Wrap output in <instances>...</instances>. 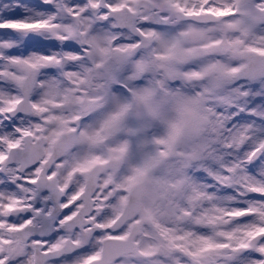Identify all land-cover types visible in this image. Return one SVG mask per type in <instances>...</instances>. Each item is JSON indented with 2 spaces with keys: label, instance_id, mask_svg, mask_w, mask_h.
I'll return each mask as SVG.
<instances>
[{
  "label": "snow or ice",
  "instance_id": "snow-or-ice-1",
  "mask_svg": "<svg viewBox=\"0 0 264 264\" xmlns=\"http://www.w3.org/2000/svg\"><path fill=\"white\" fill-rule=\"evenodd\" d=\"M9 2L14 10L0 12V175L7 176V182L0 179V264H7L4 246L7 255L21 252L32 235L29 229L44 230L55 223L54 207L33 206L40 188H55L49 183L55 173L41 178L39 169L31 176H22V170L42 153L59 155L67 152L74 142L95 144L101 139L99 130L81 129L74 121H79L80 112L91 111L107 92L115 79L112 61L123 63L132 53L123 48L113 49L112 31L95 32L94 26L107 25L111 13L116 26L135 31L138 15L127 0H103L106 7L101 0H66L73 22L56 25L45 18L52 11L47 0ZM7 6L0 2V8ZM154 8L158 19L165 21L182 16L239 17L230 27L242 31L264 23V0H226L223 7L199 10L185 9L174 0H156ZM162 10L168 15L163 16ZM53 27L62 29L54 40L38 34ZM198 33L190 30L171 35L141 29L144 46L155 47L148 58L137 62L136 74L153 69L163 71L165 78L159 81L162 91L168 90L169 79H200L203 75L200 72L189 75L175 70L176 64L190 60L197 51L185 47V41L191 40L207 49V42L214 39ZM67 37L78 40L80 46ZM235 49L237 63L214 69L217 75L208 86V93L237 79L264 80V47L235 44ZM86 59L91 60V65L85 63ZM97 61L103 65L102 70H98ZM121 86L130 99L112 98V111L104 121V129L119 130L128 119L134 118L139 126L129 127L128 134L139 137L145 125L163 118L153 102L155 89H135L127 83ZM171 102L180 115L168 123L165 137L147 139L146 143L154 149L153 156H165L169 147L181 141L185 118L194 113L198 101L196 97L181 96L176 89ZM221 107L223 111H217ZM207 111L210 114L205 121L207 137L192 148L196 175L178 178L179 191L169 196L164 211L171 224L156 237L159 254L172 264H264V90L242 85L217 96L214 106ZM129 149L128 142L114 149L112 164L121 163ZM106 163L86 159L77 170L89 173ZM192 163L189 161L190 166ZM143 174L137 167L123 185L126 193L123 207L131 215L139 213L154 219L160 210L151 203V194L139 187ZM172 184L175 186L177 181ZM78 199L77 195L72 196L73 201ZM61 207L67 209L69 205L62 203ZM20 210L30 212L31 218L26 217L24 223L5 222V217ZM90 215L85 212L83 219H89ZM72 220L73 215L65 212L59 223L65 225ZM16 233L22 235L12 238ZM34 243L43 251L33 254V264H48L49 242ZM52 247L60 245L54 242ZM130 251L124 234L109 233L98 251L80 257L75 264H116L118 258Z\"/></svg>",
  "mask_w": 264,
  "mask_h": 264
},
{
  "label": "clouds",
  "instance_id": "clouds-1",
  "mask_svg": "<svg viewBox=\"0 0 264 264\" xmlns=\"http://www.w3.org/2000/svg\"><path fill=\"white\" fill-rule=\"evenodd\" d=\"M155 2L156 0H127V3L138 13L135 31L116 26L111 13H109L107 25L96 24L94 26L95 32L112 31L113 49L123 48L132 53L123 63L112 61L111 66L115 70V79L111 81L107 92L103 93L102 98L95 102V107L91 111L80 112L79 121H74L81 129L99 130L101 139L95 144L74 142L67 152L59 155L42 153L39 159L34 160L22 170V176H31L39 169L41 178L55 173L53 181L49 182L55 188L53 190L46 187L40 188L37 193L38 198L33 202L34 207H54L55 223L51 228L44 230L29 229L32 235L26 241L21 252L7 255V246H4L7 264H33V254H40L43 251L40 245L34 243L36 240L49 242L48 264H75L80 257L98 251L109 233L124 234L131 248L126 256L117 259L116 264H172L171 260L159 254V248L155 242L157 235L164 231L166 225L171 224V218L164 211L165 209L161 207L157 217L150 219L139 213L131 215L128 209L123 207V200L126 196L123 185L134 170L139 167L133 163L131 158L133 141L128 134V128L134 127L138 121L130 118L126 125L119 130L106 131L103 125L112 111V98L130 99L127 90L121 86L122 83H127L129 87L135 89L153 87L155 89L153 102L159 107L163 118L151 122V131L155 136L165 137L169 131L168 123L176 120L180 115L171 102L175 90L179 89L180 95L183 97H196L198 102L194 105V113L185 118L184 136L177 148L200 144L207 137L205 121L210 118L207 109L214 106L216 97L226 95L231 90L247 84V81L237 79L230 83L225 82L221 88L211 93L207 92L208 86L217 75L214 69L233 66L237 63L236 58L230 52L221 50L226 46L225 40L244 46L264 47V23L242 31L230 27V25L236 24L239 17L215 18L202 15L196 18L182 16L178 20L173 18L165 21L158 19L154 8ZM174 2H178L185 9L195 8L196 10L201 7L211 8L226 5V0H207V3L205 0H174ZM47 3L52 6L51 13L45 17L50 24L62 25L73 22L70 10L66 6V0H47ZM101 5L106 7L103 0H101ZM161 14L168 15L164 10ZM141 29H156L171 35L197 30L206 32L213 37L214 39L207 43L209 47L215 46L214 51H206L203 45L185 41V47L196 48L197 52L190 60L175 65V70L178 73L190 75L193 72H200L203 74L201 78L169 79L167 80L168 90L162 91L159 88V81L165 78L163 71L153 69L137 75V62L148 58L152 48L155 47L154 44L148 47L144 46L140 36ZM60 31H62L61 28L53 27L50 31L38 34L42 38L54 40ZM66 39L77 47L80 46L79 41L75 38L67 37ZM85 63L91 65V60L86 59ZM97 68L98 70L103 68L99 61H97ZM250 87L264 90V80L253 81ZM217 111H223V108H217ZM197 127L199 128L198 132L194 131ZM125 142L130 145L129 152L121 163L113 165L110 160L113 150ZM86 159H99L108 161V163L97 165L89 173H82L77 168ZM196 166V161L193 160L189 171L191 172ZM0 179L7 182L5 175H0ZM24 187L35 189L39 188V185H24ZM19 194L22 197L24 195L23 193ZM73 195H77L79 199L73 201ZM42 201L46 203H42ZM62 203H67L69 207L67 209L61 207ZM159 204L160 202L157 201V205ZM17 207L22 208L23 206L18 205ZM65 212L73 215V220L61 225L59 221L63 219ZM85 212L91 213L87 220L83 219ZM26 217L31 218V213L20 210L10 213L4 220L7 223L17 224L24 223ZM255 219L256 217L253 216L252 220ZM98 224H103L104 228H98ZM21 235L22 233H16L12 238ZM54 242H58L60 247L53 248Z\"/></svg>",
  "mask_w": 264,
  "mask_h": 264
},
{
  "label": "rangeland",
  "instance_id": "rangeland-1",
  "mask_svg": "<svg viewBox=\"0 0 264 264\" xmlns=\"http://www.w3.org/2000/svg\"><path fill=\"white\" fill-rule=\"evenodd\" d=\"M0 2L7 4V7L0 8V12L6 11V9H11L13 10L14 8L11 6L9 0H0ZM233 29H235V26H232ZM222 30H227V29H222ZM203 31H199L198 34H203ZM205 35L210 36L208 33ZM188 42L193 41L189 40ZM218 43V41H217ZM225 47L227 49V52H230L231 55L234 58H238L236 54V49H235V44L229 42L228 40H225ZM215 47V46H213ZM196 49V48H193ZM258 81V80H256ZM253 81H247L246 86L251 89L250 85ZM250 102V100H249ZM135 126H139V121ZM151 123L147 124L144 126V129H147V131H150ZM145 131V130H144ZM194 131L198 132L199 128H195ZM155 136L153 132H142L139 137H132L133 145L136 148H133V153L134 152H139L137 155L132 158L133 163L136 165H139V167L144 171V174L147 170V167L153 171L152 173V178L150 179H145L144 180V185L145 187H152L155 192H157L156 196L154 197V202L157 204V201L160 202L159 207H163L164 209H167L169 205V196L174 195L175 192L179 191V180L178 178L183 177L184 175L188 176H194V173L196 172V168L192 169L190 172L189 169H191V166L189 164V161H193L195 157L192 154V148L193 145H188L186 148H177V145L180 143H174L171 147H169L167 154L165 156H153V147L148 145V148H143L140 149L139 145L136 143H146L147 139ZM146 145V146H147ZM148 151V161L144 163L146 160V156L143 157L141 156V152L143 150ZM143 157V158H142ZM142 159V161H141ZM143 174V178H144ZM176 180L177 184L173 186L172 181ZM154 183V185H153ZM161 199L164 201V203L161 202Z\"/></svg>",
  "mask_w": 264,
  "mask_h": 264
},
{
  "label": "flooded vegetation",
  "instance_id": "flooded-vegetation-1",
  "mask_svg": "<svg viewBox=\"0 0 264 264\" xmlns=\"http://www.w3.org/2000/svg\"><path fill=\"white\" fill-rule=\"evenodd\" d=\"M143 132H152L151 131V129H150V131H147V129H145V131H143ZM137 145H139V148L140 149H143V148H148V145H147V143H143V142H141V143H136ZM147 145V146H146ZM133 148H136L134 145H133V143H132V149ZM145 150V149H144ZM139 152H134L133 153V151H132V157L131 158H134V156L135 155H137ZM148 156V155H147ZM148 157L146 158V161H148ZM152 173H153V171L152 170H150L148 167H147V170H146V172H145V177H146V179H150V178H152L151 176H152ZM154 174V173H153ZM153 185H154V183H153ZM144 187H145V185H144ZM148 189H149V193L151 194V197H152V199H151V203L158 209V210H160V207H159V205H157V204H155V202H154V197L156 196V194H157V192H155V190L152 188V187H147ZM161 202L162 203H164V201L161 199Z\"/></svg>",
  "mask_w": 264,
  "mask_h": 264
},
{
  "label": "bare ground",
  "instance_id": "bare-ground-1",
  "mask_svg": "<svg viewBox=\"0 0 264 264\" xmlns=\"http://www.w3.org/2000/svg\"><path fill=\"white\" fill-rule=\"evenodd\" d=\"M14 10V9H13ZM13 10H11V9H6V11H13ZM257 25H259V24H257ZM206 34V32H204L203 33V35H205ZM181 63H184V62H181ZM147 155H148V151L147 150H143L142 152H141V156H143V157H145L146 156V158H147ZM142 157V158H143ZM141 161H142V159H141ZM146 162V160L144 161V163ZM143 191L144 192H146V193H149V189L148 188H146V187H144V189H143ZM177 192H175V194H176ZM174 194V195H175Z\"/></svg>",
  "mask_w": 264,
  "mask_h": 264
},
{
  "label": "water",
  "instance_id": "water-1",
  "mask_svg": "<svg viewBox=\"0 0 264 264\" xmlns=\"http://www.w3.org/2000/svg\"><path fill=\"white\" fill-rule=\"evenodd\" d=\"M212 17V16H211ZM209 50V49H208ZM206 50V51H208ZM222 51H226V48L224 47L223 49H221ZM210 51V50H209ZM140 187V186H139ZM141 189V188H140Z\"/></svg>",
  "mask_w": 264,
  "mask_h": 264
}]
</instances>
